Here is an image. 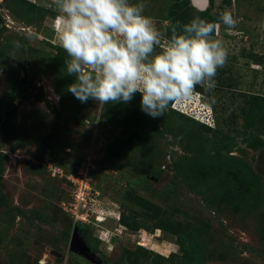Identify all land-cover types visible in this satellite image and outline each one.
Segmentation results:
<instances>
[{"label": "rangeland", "instance_id": "1", "mask_svg": "<svg viewBox=\"0 0 264 264\" xmlns=\"http://www.w3.org/2000/svg\"><path fill=\"white\" fill-rule=\"evenodd\" d=\"M143 2L164 45L176 22L238 21L214 34L215 87L172 104L188 114L81 103L53 0H0V264H264V0ZM69 175L108 219L70 217ZM75 226L101 263L70 247Z\"/></svg>", "mask_w": 264, "mask_h": 264}, {"label": "clouds", "instance_id": "2", "mask_svg": "<svg viewBox=\"0 0 264 264\" xmlns=\"http://www.w3.org/2000/svg\"><path fill=\"white\" fill-rule=\"evenodd\" d=\"M58 13L55 38L66 52V72L75 76L68 86L74 97L99 105L130 102L141 94V110L155 118L169 106L192 98L197 86L209 91L228 58L223 41L214 35L238 21L223 11L218 22L200 16L161 33L144 14L143 0H53ZM159 49V51H158Z\"/></svg>", "mask_w": 264, "mask_h": 264}, {"label": "built area", "instance_id": "3", "mask_svg": "<svg viewBox=\"0 0 264 264\" xmlns=\"http://www.w3.org/2000/svg\"><path fill=\"white\" fill-rule=\"evenodd\" d=\"M82 176L78 175H69L70 183L73 185V191L71 195L72 201L68 205V211L70 213V217L75 222H86L88 217L93 214V217L96 221L102 222L106 219V214L99 211H93L90 208V202L96 194L90 185L89 180L86 177L81 178ZM96 210V209H95ZM110 215V214H108ZM107 215V216H108Z\"/></svg>", "mask_w": 264, "mask_h": 264}, {"label": "water", "instance_id": "4", "mask_svg": "<svg viewBox=\"0 0 264 264\" xmlns=\"http://www.w3.org/2000/svg\"><path fill=\"white\" fill-rule=\"evenodd\" d=\"M195 6L198 8H203L205 6L206 0H192ZM6 62L13 63L18 65V67H21L22 65L15 61L14 59H9ZM24 80V79H23ZM70 247L74 249L75 251L90 257V252L88 250L87 245L80 239L79 232H78V227L75 226L72 231V236L70 239Z\"/></svg>", "mask_w": 264, "mask_h": 264}, {"label": "flooded vegetation", "instance_id": "5", "mask_svg": "<svg viewBox=\"0 0 264 264\" xmlns=\"http://www.w3.org/2000/svg\"><path fill=\"white\" fill-rule=\"evenodd\" d=\"M90 257H87L88 259L92 260L93 262L96 261L98 263H101L100 260H98L92 253H90Z\"/></svg>", "mask_w": 264, "mask_h": 264}, {"label": "trees", "instance_id": "6", "mask_svg": "<svg viewBox=\"0 0 264 264\" xmlns=\"http://www.w3.org/2000/svg\"><path fill=\"white\" fill-rule=\"evenodd\" d=\"M172 106H173L174 109H176L177 111L181 112L182 114H183V113H184V114H188L187 112H184V111H182V110H179V109L175 108L174 105H172Z\"/></svg>", "mask_w": 264, "mask_h": 264}]
</instances>
